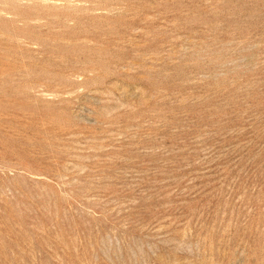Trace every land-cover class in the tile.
I'll return each mask as SVG.
<instances>
[{
    "label": "rangeland",
    "instance_id": "obj_1",
    "mask_svg": "<svg viewBox=\"0 0 264 264\" xmlns=\"http://www.w3.org/2000/svg\"><path fill=\"white\" fill-rule=\"evenodd\" d=\"M0 264H264V0H0Z\"/></svg>",
    "mask_w": 264,
    "mask_h": 264
}]
</instances>
